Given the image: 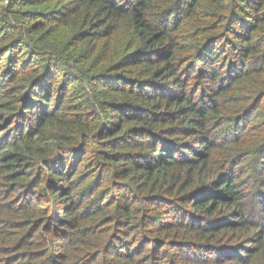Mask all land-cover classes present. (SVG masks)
I'll return each instance as SVG.
<instances>
[{"label": "trees", "instance_id": "trees-1", "mask_svg": "<svg viewBox=\"0 0 264 264\" xmlns=\"http://www.w3.org/2000/svg\"><path fill=\"white\" fill-rule=\"evenodd\" d=\"M0 264H264V0H0Z\"/></svg>", "mask_w": 264, "mask_h": 264}]
</instances>
